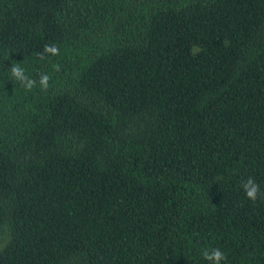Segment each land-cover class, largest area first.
<instances>
[{
  "label": "trees",
  "instance_id": "1",
  "mask_svg": "<svg viewBox=\"0 0 264 264\" xmlns=\"http://www.w3.org/2000/svg\"><path fill=\"white\" fill-rule=\"evenodd\" d=\"M214 248L264 264V0H0V264Z\"/></svg>",
  "mask_w": 264,
  "mask_h": 264
},
{
  "label": "clouds",
  "instance_id": "2",
  "mask_svg": "<svg viewBox=\"0 0 264 264\" xmlns=\"http://www.w3.org/2000/svg\"><path fill=\"white\" fill-rule=\"evenodd\" d=\"M201 51L200 48L193 46L190 49L192 55H196ZM45 54L51 56H56L59 54V48L55 44L45 45L42 53H37L39 59L43 60ZM10 76L13 80L20 83L22 87L31 90L35 85L36 81L33 80L26 74V70L19 65V63H14L10 67ZM50 76L47 74H42L39 79V85L42 89H47L49 86ZM243 191L247 199L255 202L260 195V186L253 178H248L242 184ZM203 258L209 262V264H221V261L226 259V255L219 248L206 249L202 253Z\"/></svg>",
  "mask_w": 264,
  "mask_h": 264
}]
</instances>
